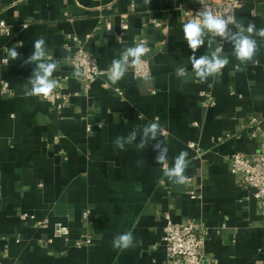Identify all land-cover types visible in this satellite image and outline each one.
Returning a JSON list of instances; mask_svg holds the SVG:
<instances>
[{
    "label": "crops",
    "instance_id": "1",
    "mask_svg": "<svg viewBox=\"0 0 264 264\" xmlns=\"http://www.w3.org/2000/svg\"><path fill=\"white\" fill-rule=\"evenodd\" d=\"M196 2L0 0V22L9 28L7 35L0 32V264H166L165 216L174 223H203L204 264H264V209L229 165L232 154L255 158L261 149L249 122L258 118L264 129V39L254 36L255 62L243 64L225 41L222 54L229 64L221 75L199 82L183 35L186 21L178 11ZM240 2L237 23L246 27L251 20L264 28V0ZM122 23L127 30H121ZM137 36L149 49L143 59L150 66V85L130 69L115 85L100 76L86 96H72L61 111L43 97L24 95L35 65L23 60L36 39H45L53 60L72 57L81 47L107 70ZM13 47L21 58L8 56ZM211 50L206 42L195 55ZM181 66L186 78L175 75ZM73 72L68 63L53 73V79L66 78L63 93L81 90ZM156 117L167 133L159 139L169 149V166L182 150L188 152L186 184L168 180L151 145L139 150L126 145L123 151L113 146L117 136ZM139 160L145 163L138 167ZM20 214L32 219L20 220ZM39 221L46 227L38 228ZM56 224L68 228V240L49 244ZM128 230L133 246L114 249V236ZM76 242L84 245L77 248Z\"/></svg>",
    "mask_w": 264,
    "mask_h": 264
},
{
    "label": "clouds",
    "instance_id": "2",
    "mask_svg": "<svg viewBox=\"0 0 264 264\" xmlns=\"http://www.w3.org/2000/svg\"><path fill=\"white\" fill-rule=\"evenodd\" d=\"M146 3H151V0H145ZM234 26L235 29L230 27ZM183 35L188 47L192 51L189 57L192 73L199 82L205 83L209 77H217L222 74L224 69L229 64V57L223 55V41L232 44V55L242 64L246 62H255L254 58L259 50V45L254 36L264 39V28H256L254 21H248L245 27L243 23H237L232 15L224 17L216 15L213 11L202 8L196 13L194 19L188 20L183 24ZM219 37L220 40L216 38ZM132 46H126L119 52L118 58H114L110 67L105 70L104 75L107 76L111 84H117L125 77L129 69H138L143 66V58L148 53L149 49L146 43L140 36L135 38ZM211 50L213 44H216L214 50L210 54H205L197 58L195 52L205 46ZM34 51L26 59L23 64H34L35 67L28 77L27 84L24 85V95L26 97H43L47 99L53 94L58 87V81L53 79V73L62 65L71 62V56H63L58 59H52L48 53L46 41L44 38H38L33 42ZM8 56L11 60L21 58V53L17 51L16 47L8 49ZM75 78L79 79L82 72L76 69L73 74ZM175 75L178 78H186L188 72L185 67L181 66L175 70ZM152 77L150 75L143 76L142 80L146 84H151ZM209 83L208 87L214 86V83ZM166 130L156 117L153 121L133 129L127 136H117L113 141V146L121 151L126 149V145L139 149H144L151 145L153 150L157 152L155 157L156 162L162 166L164 175L176 185H183L188 182V177L185 175L186 169L189 167L188 152L181 151L178 156L174 158L172 166L168 164V147L163 143L161 137L166 136ZM139 137V143L137 139ZM155 141L153 144L152 142ZM144 160L137 161V166H142ZM134 235L131 230L119 233L114 236L112 246L114 249L126 250L133 246Z\"/></svg>",
    "mask_w": 264,
    "mask_h": 264
},
{
    "label": "built area",
    "instance_id": "3",
    "mask_svg": "<svg viewBox=\"0 0 264 264\" xmlns=\"http://www.w3.org/2000/svg\"><path fill=\"white\" fill-rule=\"evenodd\" d=\"M240 0H197L193 7H187L186 5H180L178 11L181 16L187 22L194 19L196 13L202 8L213 11L216 15H222L227 17L232 15L235 17V12L240 8ZM123 17V16H122ZM231 26V25H230ZM106 30L111 29V25L105 22ZM121 30H127L126 24H121ZM0 32L7 35L9 28L4 22H0ZM220 40L219 37L216 38ZM73 42L77 41L75 38L71 39ZM225 41L222 43L224 44ZM70 62L73 71L79 69L82 72V76L78 79L81 90L79 93L66 94L63 93V81L66 78H56L58 81V87L55 92L45 99L50 106L55 110L61 111L68 106L71 97L78 95L86 96L90 86L100 76H104L105 70H101L98 67L96 58L93 55L85 52L81 47L78 48L72 55ZM144 60V59H143ZM3 64L6 60L2 61ZM135 79H142L145 75H150V66L147 60H144L143 66L138 69H130ZM6 85L3 86L2 91H5ZM203 96V94H200ZM211 106L214 103H210ZM197 124H194L196 126ZM262 122L258 118H252L249 122L251 129V136L253 138L259 137L261 141V149L255 158H248L241 153H234L229 157L230 172L233 175H239L242 180L243 187L246 190H252V196L261 208L264 209V129H262ZM88 131L90 128L87 129ZM188 148L195 150V144L190 143ZM195 159L200 157L199 153L195 151ZM190 198L194 200L196 194L192 192ZM89 212L82 214L83 220H88ZM20 220L32 219L27 214H20ZM164 226L162 229V245L165 252L166 264H204L206 260L203 254L204 245L206 242L207 231L202 222L189 221L186 223H174L165 216ZM38 228H45L46 222L39 221L36 223ZM69 230L66 226L56 224L54 226L52 236L48 239V243L51 244L56 239L68 240ZM88 244L89 239L86 240ZM75 247H81L84 245L82 242H76Z\"/></svg>",
    "mask_w": 264,
    "mask_h": 264
}]
</instances>
